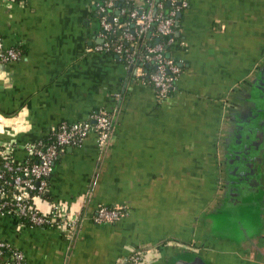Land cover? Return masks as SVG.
I'll use <instances>...</instances> for the list:
<instances>
[{
	"label": "crops",
	"instance_id": "obj_1",
	"mask_svg": "<svg viewBox=\"0 0 264 264\" xmlns=\"http://www.w3.org/2000/svg\"><path fill=\"white\" fill-rule=\"evenodd\" d=\"M94 2L0 0V34L20 50L0 64L8 125L0 141L21 146L94 111L115 115L102 146L90 134L60 151L40 201L44 212L49 203L80 209L72 237L6 217L0 239L29 264H119L138 250L147 264H264V159L261 184L241 208L218 190L227 107L264 61V0H187L178 27L185 48L171 53L182 73L164 100L117 57L95 51ZM98 206L121 207L125 217L94 224Z\"/></svg>",
	"mask_w": 264,
	"mask_h": 264
},
{
	"label": "built area",
	"instance_id": "obj_2",
	"mask_svg": "<svg viewBox=\"0 0 264 264\" xmlns=\"http://www.w3.org/2000/svg\"><path fill=\"white\" fill-rule=\"evenodd\" d=\"M94 7L101 40L95 51L111 54L134 70L136 81L150 87L158 100L168 98L182 73L181 63L171 53L185 48L177 36L176 23L178 15L188 8L187 0H95ZM19 57L18 47L6 46L0 34V64L15 62ZM114 123V113L98 110L84 122L52 126L43 138L32 143L20 146L15 140L0 141V218L15 219L19 228H56L71 238L83 219L80 209L49 203L47 211L40 210L54 163L62 149L80 146L90 134H95L102 146ZM5 126L6 119L0 115V135L6 134ZM17 152L23 157L16 159ZM124 217L121 207L98 206L91 221L114 225ZM0 264L29 263L22 251L0 239ZM119 264H147L146 253L135 251Z\"/></svg>",
	"mask_w": 264,
	"mask_h": 264
},
{
	"label": "water",
	"instance_id": "obj_3",
	"mask_svg": "<svg viewBox=\"0 0 264 264\" xmlns=\"http://www.w3.org/2000/svg\"><path fill=\"white\" fill-rule=\"evenodd\" d=\"M227 124L234 140L230 144L225 141L223 167L229 169L234 183L249 184L260 175L264 159V61L233 93L227 107Z\"/></svg>",
	"mask_w": 264,
	"mask_h": 264
},
{
	"label": "flooded vegetation",
	"instance_id": "obj_4",
	"mask_svg": "<svg viewBox=\"0 0 264 264\" xmlns=\"http://www.w3.org/2000/svg\"><path fill=\"white\" fill-rule=\"evenodd\" d=\"M226 136H227L226 137V140H227L226 144H230L231 142H233V140H234V135L233 134L228 132ZM225 157H227V156H225ZM222 168L224 169L223 166H222ZM224 175L226 177L225 178L226 183L224 184V182L222 180H220V189L219 190H220V192L226 193L229 196V201H232L237 194L240 195V193H239L240 190L239 189H242L243 197L247 198L251 193H254L255 191H257V189H258L257 187L259 186V184H261V180H260L259 176H258V178L256 180L253 179L252 181H250L249 184L248 183H245V184H243V183H234L232 178H231V175H230V172H229L228 168L225 169Z\"/></svg>",
	"mask_w": 264,
	"mask_h": 264
},
{
	"label": "trees",
	"instance_id": "obj_5",
	"mask_svg": "<svg viewBox=\"0 0 264 264\" xmlns=\"http://www.w3.org/2000/svg\"><path fill=\"white\" fill-rule=\"evenodd\" d=\"M171 95V93L169 94V96ZM168 96V97H169ZM225 145V144H224ZM224 145H223V147H222V151H223V148H224ZM222 166H223V164H222ZM224 171H225V168H224ZM240 190V195L239 194H237L235 197H234V199L232 200V205H234L235 207L236 206H238V209H239V207L241 208V205L243 204V199H245V197H243V194H242V189H239ZM43 199L44 200H46L47 199V195H44L43 196ZM238 204V205H237ZM227 211V210H226ZM219 212V211H218ZM228 212V211H227ZM232 212L234 213V214H231V215H233L234 217H238L239 215L237 214V211L234 209V211L232 210ZM231 212V213H232ZM220 213V212H219Z\"/></svg>",
	"mask_w": 264,
	"mask_h": 264
},
{
	"label": "rangeland",
	"instance_id": "obj_6",
	"mask_svg": "<svg viewBox=\"0 0 264 264\" xmlns=\"http://www.w3.org/2000/svg\"><path fill=\"white\" fill-rule=\"evenodd\" d=\"M217 183V182H216ZM218 184H220V181H218ZM218 189V188H217ZM219 190V189H218ZM209 195H212L211 193Z\"/></svg>",
	"mask_w": 264,
	"mask_h": 264
}]
</instances>
